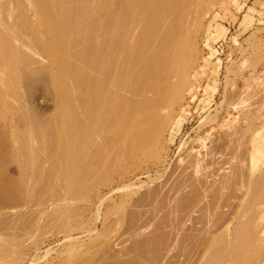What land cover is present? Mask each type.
<instances>
[{"label": "rangeland", "instance_id": "obj_1", "mask_svg": "<svg viewBox=\"0 0 264 264\" xmlns=\"http://www.w3.org/2000/svg\"><path fill=\"white\" fill-rule=\"evenodd\" d=\"M186 4L177 75L159 76L160 91L118 92L152 128L142 126L141 142L132 131L104 132L113 139L106 150L104 133L95 136L90 158L78 161L90 173L82 179L77 169L74 195L61 187L59 168L46 182L22 168L25 185L0 120V147L9 148H0V264H264V0ZM40 69L27 70L13 101L37 122L58 105ZM8 122L21 131L25 119ZM12 195L22 200L11 203Z\"/></svg>", "mask_w": 264, "mask_h": 264}, {"label": "bare ground", "instance_id": "obj_2", "mask_svg": "<svg viewBox=\"0 0 264 264\" xmlns=\"http://www.w3.org/2000/svg\"><path fill=\"white\" fill-rule=\"evenodd\" d=\"M189 1L0 0V120L5 123L7 141L14 159L21 166L22 179L27 175L22 174V168H35L40 173L35 178L40 177L42 182L55 179V170L59 168L63 173L58 170L62 173L56 175H59L58 179L65 175L62 182L59 180L61 187L66 189L71 186L73 189L70 192L65 190V194L74 195L77 193L74 192L75 186H80L84 179L81 176L90 173L83 172L84 168L90 170L85 161L90 158V153L88 155L85 150L92 147L94 140L95 144L99 143L102 133L108 132L114 139V136H125L129 131L138 135L142 131H150L149 118L145 122L146 117L137 116L135 108L125 100L122 102L118 92L123 89L136 93L147 89L160 91L162 88L159 86L158 89L156 79L162 74L170 76L179 72L182 36L185 34L182 33L185 30L181 27V16ZM96 13L98 17L96 15V19L88 22L87 18ZM137 24L141 26V31L134 36L131 30ZM37 53L46 55V67L35 62ZM39 69L47 75L58 103L51 119L43 122L35 121L13 104V101L20 100L21 95H17L19 88L26 84L22 85L27 78L25 75L29 76L31 70V74L33 71L39 73ZM166 75L163 78H169ZM168 85L171 87V84ZM18 114L25 119L21 131L8 122ZM105 133L102 134L104 142H100L103 147L104 143L111 145L113 140ZM138 135L135 140L132 139L137 145L144 137L140 135L138 140ZM95 136L99 142H96ZM5 139L0 142L5 144ZM132 140L126 139V148H131L129 142L132 144ZM107 144L105 150L110 147ZM6 145H1L2 149L6 150V147L9 150ZM88 145L90 147L86 148ZM132 145L135 147L134 143ZM103 147H99L102 152L105 151ZM99 149L98 152L101 151ZM82 159H85L83 166L78 162ZM52 164L54 166L50 168ZM78 168H81L78 172L82 179L76 175ZM26 178L23 181L30 182V178ZM63 180L68 184H62ZM20 184L23 186V183ZM30 184L26 188H30L29 192L32 189ZM24 189L21 187L18 194L22 195ZM26 192L29 193L28 190ZM42 192L48 195L50 191L48 194ZM26 195L30 197L23 193L25 203L30 201L25 200ZM10 198L6 199L8 203L15 199ZM20 199L17 197L11 203ZM64 208H61L63 212ZM12 216L15 217L16 213Z\"/></svg>", "mask_w": 264, "mask_h": 264}]
</instances>
